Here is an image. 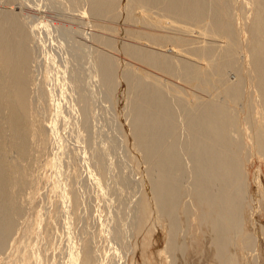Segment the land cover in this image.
Listing matches in <instances>:
<instances>
[{"label": "bare ground", "instance_id": "6f19581e", "mask_svg": "<svg viewBox=\"0 0 264 264\" xmlns=\"http://www.w3.org/2000/svg\"><path fill=\"white\" fill-rule=\"evenodd\" d=\"M126 1L121 7L120 0H85L87 16L84 18L92 22V30L87 22L83 24L84 19L69 16V21L66 18L75 33L82 32L83 26L90 28L96 47L94 66L105 95L110 100L115 99L118 79L126 85L124 115L131 129L132 144L142 152L146 163L151 191L149 200L140 197L137 200L136 226L149 227L151 204L158 218L169 221V250L162 249L165 254L172 257L177 248L183 249L181 246L187 238L181 237L178 242L177 234L179 231L181 235L189 234L192 229L199 232L201 238L209 234L210 244L215 248L214 257L220 264H238L235 252L230 254L228 250L241 235L240 212L246 195L240 156L243 145L234 136L239 123L237 113H241L236 109L239 103L241 105L245 87L244 80L238 76L244 65L243 62L241 67L238 65L244 46L235 26L233 5L236 0ZM17 2L8 0L0 12V251L22 212L21 191L31 182L23 162L28 159L31 143L39 137L42 140L46 129L34 116L30 97L34 76L31 79L29 43L34 34L22 22ZM249 2L253 10L251 22H244V8L239 13L242 12L243 27L250 35L246 44L251 65V69L247 66L248 79L258 90L260 103L261 117L254 124L253 135L258 152L264 155V0ZM118 25L122 31L120 37L116 32ZM119 52L125 57L122 66L117 62ZM228 71L236 73L235 82L227 79ZM50 103H47L49 108ZM12 152L14 158L10 157ZM57 189L64 200H75V195L70 191L68 194V189L61 184ZM59 204L61 207L62 203ZM114 228L117 232L118 227ZM241 241L243 246L253 245L246 235ZM12 251L15 263L11 256L10 261L7 260L10 264H39L30 244L23 248L17 244L15 252ZM105 253L109 260L108 250ZM94 254L87 246L81 251L80 263H113L112 260L105 263V258L100 256V260H96ZM131 264H139L136 255ZM169 264H173L172 259Z\"/></svg>", "mask_w": 264, "mask_h": 264}, {"label": "rangeland", "instance_id": "374dc122", "mask_svg": "<svg viewBox=\"0 0 264 264\" xmlns=\"http://www.w3.org/2000/svg\"><path fill=\"white\" fill-rule=\"evenodd\" d=\"M7 1L0 0V12ZM17 1L18 7L21 8L19 11L22 13V22L29 26L28 30L34 34L32 36L34 39L31 38L32 43L31 40L29 43L32 59L29 68L31 75L33 74L31 79L34 78V82L31 83L33 86H30V90L32 89L30 97L36 113L34 116L39 118L38 122L44 124L43 127L47 130L43 129L45 134L41 136L44 141L40 137L34 139L35 142L31 143L30 149L33 151L29 153L28 162L27 160L23 162L26 175L31 182L21 191L22 212L20 216L18 215L19 218L16 217L18 219L15 220L14 230L12 229L10 232L12 234L8 235L9 238L7 236L8 239L6 238L4 247L1 248L0 262L7 264V260L10 261L9 257L13 255L11 251L15 252L17 244L20 248L30 244L39 264H81V251L87 246L93 254L95 252L96 260H100V257L104 259L108 250L112 259L102 260L105 263L106 260H112V264H131V259L135 255L139 264H169L171 259L173 264H220L214 257L215 248L210 244L209 234L205 233L201 238L199 232L192 229H189V234L181 235L182 231L177 234L178 242L182 240L181 237L187 238H183L186 242L181 246L183 249L177 248L172 257L165 254L162 249L169 250V221L162 217H159V220L151 204L149 227L137 228L138 219L135 218L139 211L138 198L147 200L151 198L150 184L145 173L146 163L143 161L142 152L132 144L131 129L125 119V83L118 79L116 96L111 100L99 84V76L94 66L96 47L91 39L92 22L85 21L89 18H84L87 16L85 0ZM249 1L236 0L233 5L235 26L239 29H237L239 34L241 33L239 40H243L241 44L244 46L238 59V65L240 67L244 65L240 68L242 70L238 71L241 75L238 73L237 75L247 84L243 83L245 86L241 97L243 99L240 100L238 110L236 109V112L241 113H237L239 123L234 133L243 145L240 156L245 175L246 195L243 196L242 213L240 212L241 235L234 244H230L228 250L230 254L235 252L233 254L235 261L237 260L235 263L264 264V155L258 152L253 135L254 124L261 117L260 103L257 100L258 90H255L253 82L248 79L247 73L251 65L248 63L246 44L250 35L246 27H243L252 19L250 16L253 10ZM125 2L127 1L120 0V6L123 7ZM121 7L119 10L123 17ZM240 9L245 12L244 24ZM69 16L84 19L83 24L87 22L91 30L86 25L82 27V32L75 33L70 27ZM116 32L120 37L122 33L120 25L117 26ZM117 55L118 64L124 65V55L121 52ZM242 62L243 64H240ZM238 67L236 69L240 70ZM230 72H227L229 73L227 79L235 82L236 73ZM249 98L252 99L251 103ZM50 101L52 106L49 108L47 103ZM11 154L10 157L14 158V152ZM58 184L64 189L70 187L66 192L70 191L72 194H68L75 195V200L72 202L64 200L57 189ZM59 202L62 203L61 207L58 206ZM74 203L79 206H74ZM71 205L73 207L70 208ZM182 225L184 227V224ZM114 226L118 227L117 232ZM32 231L34 236L31 234ZM245 235L249 240L252 239V246L246 244L243 246L241 238ZM12 241H16V244ZM12 259L15 263L14 257Z\"/></svg>", "mask_w": 264, "mask_h": 264}]
</instances>
